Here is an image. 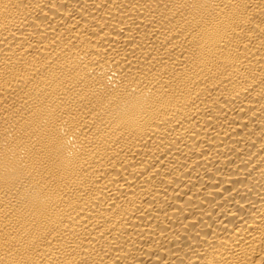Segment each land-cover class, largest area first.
I'll return each mask as SVG.
<instances>
[{
	"label": "bare ground",
	"instance_id": "1",
	"mask_svg": "<svg viewBox=\"0 0 264 264\" xmlns=\"http://www.w3.org/2000/svg\"><path fill=\"white\" fill-rule=\"evenodd\" d=\"M0 264H264V0H0Z\"/></svg>",
	"mask_w": 264,
	"mask_h": 264
}]
</instances>
